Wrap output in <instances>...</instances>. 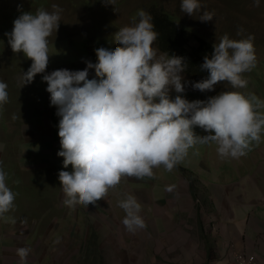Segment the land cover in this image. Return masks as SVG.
I'll return each instance as SVG.
<instances>
[{"label":"rangeland","instance_id":"374dc122","mask_svg":"<svg viewBox=\"0 0 264 264\" xmlns=\"http://www.w3.org/2000/svg\"><path fill=\"white\" fill-rule=\"evenodd\" d=\"M181 3L182 0H114L113 5L107 0H0V23L7 25L9 33L23 12H52L54 4L62 9L58 30L48 37L46 71L37 74L31 83L24 85L21 77L32 61L23 53H13L9 44L0 45V81L8 85V102L0 105V169L7 174V186L16 194L13 208L5 214L10 219H0V264H244L250 259L248 252L236 251L228 244L226 253H216L218 238L207 240L208 247L202 246L200 239L193 240L196 231H191V215L186 213L183 199L178 195L172 200L171 191L166 189L183 192L184 185L194 179L192 184H198V180L204 184L196 186L194 192L207 190L215 194L219 190L220 194H233L230 204L234 209L256 210V221L264 230V133L261 142L238 159L222 158L214 144H196L172 171L160 166L153 169L152 179L122 177L95 204H78L74 208L64 204L58 173L72 168L69 165L64 169L63 157L57 155L61 150L60 117L50 103L42 77L54 70H84L87 62L96 63L95 50L115 47L114 33L133 20L138 22L139 10L149 13L152 21L161 22V14L168 15L177 27L179 23L192 27L212 45L225 34L233 40L249 35L254 38L256 67L243 74L248 80L247 88L232 89L227 82H219L212 91L194 90L192 83L199 81L193 72L185 70L181 73L188 82L181 94L185 99L206 100L232 90L264 100V0L258 7L254 0H199L201 8L192 16L181 10ZM205 11L213 14L211 21L200 20ZM183 28L187 38L184 36L180 48L188 50L195 43L191 32ZM153 46L158 54L162 53L156 41ZM169 46L172 49L165 53L179 57L174 40ZM94 77V69H89V78ZM176 95L170 88L169 98L174 100ZM193 130L197 135H207L199 127ZM128 195L140 203L139 215L147 225L134 233L123 225L126 214L119 207V201ZM159 200L162 203L158 206ZM259 247L262 250L258 259L253 256V264H264V237ZM19 248L30 249L24 262L17 255Z\"/></svg>","mask_w":264,"mask_h":264},{"label":"clouds","instance_id":"9594fccd","mask_svg":"<svg viewBox=\"0 0 264 264\" xmlns=\"http://www.w3.org/2000/svg\"><path fill=\"white\" fill-rule=\"evenodd\" d=\"M107 2L114 4V0ZM254 4L258 7L260 0ZM52 8V12H23L14 20L10 33L7 25L0 23V45L9 44L13 53H23L32 61L22 73L24 85L45 73L49 63L48 37L58 30L62 11L55 4ZM200 8L199 0H182L181 10L189 16ZM138 17V22L133 20L114 33L115 47L95 50L96 63L87 62L84 70L59 69L42 77L60 117L61 150L57 155L63 157L64 169L72 168L58 173L64 204L70 208L104 199L122 177L152 179L153 169L160 166L172 171L196 144H214L222 158L238 159L261 142L264 100L232 90L206 100L185 99L181 95L188 83L181 75L186 70L184 59L161 50L158 54L153 45L159 34L152 16L139 10ZM212 19L213 14L207 11L200 17L202 22ZM183 26L191 32L193 43L196 38L204 40L192 27L179 23L184 30ZM253 39L249 35L233 40L225 34L214 45L204 40L213 46L201 66L209 75L192 83V88L212 91L219 82H227L232 89L247 88L243 74L256 67ZM89 69H94V78H89ZM7 88L0 81V105L8 102ZM170 88L178 93L174 100L169 98ZM195 127L207 135H197ZM6 175L0 169V219L5 222L10 219L5 214L13 208L16 195L7 186ZM119 207L126 214L122 223L129 232L147 227L134 196L119 201ZM29 252L17 249L21 262Z\"/></svg>","mask_w":264,"mask_h":264},{"label":"crops","instance_id":"0c3cea01","mask_svg":"<svg viewBox=\"0 0 264 264\" xmlns=\"http://www.w3.org/2000/svg\"><path fill=\"white\" fill-rule=\"evenodd\" d=\"M195 178L198 180L197 176ZM255 181H262V179H256ZM192 182L184 185L183 192L177 193L172 189L169 195L172 200L176 199L178 195L183 199L186 213L191 215L193 225L191 231H196L193 240L200 239L199 241L203 243L202 246L208 247L209 242L207 240L218 238L220 243H216V253H218V250L226 253L228 248L225 244H228V246L233 245L236 251L248 252L247 254L258 259V253L262 250L259 244L260 239L264 237V230L256 221V210L250 212L249 210L241 211L240 208L234 209V204H230V200H234L233 194H220L219 190L215 194L209 193L207 190L204 192L200 190L199 193L194 192L196 186L204 187V184L199 180L198 184L195 185ZM180 183L182 184V182ZM223 198L225 199L223 200ZM197 199L198 201H196ZM160 203H162L161 200L158 201L157 205L159 206ZM196 203H199V206H195ZM243 224H245V229L242 228ZM209 231H212V233H209ZM185 235L188 236V234ZM255 237H258V239L255 240ZM254 245H258V247Z\"/></svg>","mask_w":264,"mask_h":264},{"label":"trees","instance_id":"16d2710c","mask_svg":"<svg viewBox=\"0 0 264 264\" xmlns=\"http://www.w3.org/2000/svg\"><path fill=\"white\" fill-rule=\"evenodd\" d=\"M161 16L163 17L161 19L162 23L156 21V19L152 21L154 30L159 34L156 40L159 50L164 53L165 51H169L172 48L170 46L169 48L168 45L173 44L174 40L176 48L179 50V57L184 59L188 73L193 72L198 81L206 79L209 74L201 66L204 63V57L210 56L213 52V46L204 40L196 38L194 40L196 44L189 46L188 50L180 48L184 43L182 40L185 37L187 38V35H184V30L181 27L178 28L176 22L174 20L171 21L168 15L162 13Z\"/></svg>","mask_w":264,"mask_h":264},{"label":"built area","instance_id":"2783aa9c","mask_svg":"<svg viewBox=\"0 0 264 264\" xmlns=\"http://www.w3.org/2000/svg\"><path fill=\"white\" fill-rule=\"evenodd\" d=\"M250 259H248V261L246 262V263H244V264H253L254 263V258H253V256H251V257H249ZM242 264V263H241Z\"/></svg>","mask_w":264,"mask_h":264}]
</instances>
